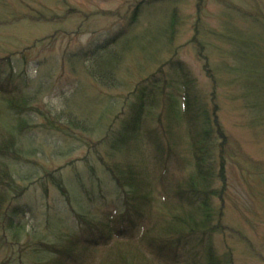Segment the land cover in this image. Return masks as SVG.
Listing matches in <instances>:
<instances>
[{"label": "trees", "instance_id": "obj_1", "mask_svg": "<svg viewBox=\"0 0 264 264\" xmlns=\"http://www.w3.org/2000/svg\"><path fill=\"white\" fill-rule=\"evenodd\" d=\"M162 1L168 0L139 1L123 26L70 53L71 67L83 68L97 87L122 86L125 74L130 81L140 78L127 104L129 113L123 111L117 128L89 146L107 148L99 160L116 190L121 216L107 203L106 210L95 215L87 195L82 211L76 210L58 169L45 177L63 195L79 228H63L50 219L47 233L30 226L26 216L32 208L17 205L28 190L27 178L18 175L16 167L36 168L30 158L40 149L27 134L44 127L67 139L74 136L72 129L59 128L48 110L35 107L43 101L41 80L12 68L14 57L0 59V250L10 243L18 246L21 264H235L229 250L220 254L215 246L226 229L223 205L234 152L219 117L216 87L222 81L220 72L223 96L244 108L245 125L250 130L264 127V47L259 39L264 41V20L261 32L252 35L230 29L201 33L202 24L196 27L191 42L214 87L206 94L197 90L196 79L179 59L184 48L179 36L186 21L179 9L148 22L139 19L145 7ZM255 23L261 26L259 18ZM210 33L212 41L227 46L221 48L225 61L217 64L205 51L203 36ZM34 112L43 115L41 125L31 124L28 115ZM71 122L74 129L89 131ZM215 197L222 202L219 208L213 205ZM11 262L7 257L0 264Z\"/></svg>", "mask_w": 264, "mask_h": 264}, {"label": "rangeland", "instance_id": "obj_2", "mask_svg": "<svg viewBox=\"0 0 264 264\" xmlns=\"http://www.w3.org/2000/svg\"><path fill=\"white\" fill-rule=\"evenodd\" d=\"M139 1L0 0V59L14 57L12 68L18 67L29 79L41 80L43 101L35 107L44 113L48 110L56 125L65 130L72 129L75 137L67 139L68 135L44 127L27 134L40 150L38 156L30 158L36 161V168L35 165H16L17 174L26 177L28 184L26 194L17 201V205L32 208L33 213L26 218L38 232H48L45 228L48 219L51 223L59 222L63 228H79L63 195L49 185L45 177L58 169H62L64 185L76 210L82 211L81 202L87 195L89 209L95 215L106 210L104 206L107 203L112 212L117 207L121 216L120 202L114 194L116 190L99 160V155H103V150L107 148L98 145L90 149L89 146L103 141L117 128V117L124 116L122 112L129 109L127 104L140 78L130 81V75L125 74L120 77L122 86L103 89L94 84L83 68L71 67L70 56L72 52L88 47L113 29L123 26ZM175 8L186 20L179 36L178 43L184 47L179 52V59L196 79L197 90L210 94L213 83L203 69L197 47L191 42L196 27L202 24L201 33L206 29L223 33L230 29L233 34L239 35L261 32L264 0H168L145 7L139 12V19L148 22L171 13ZM255 18L261 20L260 27ZM211 36V33L203 36L207 44L206 54L214 64L225 61L221 48L227 46L219 39L212 41ZM261 37V46L264 47ZM218 75L222 78L216 87L221 105L219 117L234 144V152L227 169L228 183L223 205L226 229L216 237L215 246L220 254L229 250L235 264H264V127L250 130L245 125L248 115L240 103L223 96V76L220 72ZM79 91L81 93L76 95ZM28 116L32 118L33 125H41L44 121L39 112L29 113ZM72 120L89 131L74 129ZM180 172L176 170V173ZM44 186L48 187V192H45ZM215 187L220 189V181ZM212 202L218 208L222 206L217 197ZM3 248L0 250V262L10 257L11 264H21L18 246L10 243Z\"/></svg>", "mask_w": 264, "mask_h": 264}]
</instances>
